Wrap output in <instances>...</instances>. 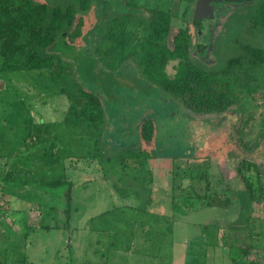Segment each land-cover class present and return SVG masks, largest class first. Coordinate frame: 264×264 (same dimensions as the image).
I'll return each mask as SVG.
<instances>
[{"label": "rangeland", "instance_id": "rangeland-1", "mask_svg": "<svg viewBox=\"0 0 264 264\" xmlns=\"http://www.w3.org/2000/svg\"><path fill=\"white\" fill-rule=\"evenodd\" d=\"M39 1L54 6L71 0ZM92 2L105 18H94V6L80 11L82 34L73 45L82 57L95 58L101 72L81 58H64L78 81L111 100L106 126L68 122L70 99L60 82L53 87L48 70L0 71V261L25 264L26 256L30 264H264V65L249 66L246 57V65L223 76L244 91L225 110L194 109L182 98L168 101L171 107L162 116L154 105L134 109L127 103L120 110L124 100L149 94L150 87L143 80L128 83L132 67L122 75L107 69L110 42L97 35L106 33L118 9L125 11V2L139 7L135 15L146 19L147 9H162L171 19L163 42L173 47V34L190 27L193 55L218 66L246 53L247 43L264 46V34L250 28L254 1L220 8L208 30L211 39L224 38H215L203 54L193 20L197 0ZM130 30L137 42L148 34L142 24L131 23ZM177 65L170 60L168 74L174 76ZM259 87L260 92H248ZM115 111L125 118L120 121ZM23 121H28L24 129ZM152 126L154 134L145 138L143 127ZM9 130L12 136L6 135ZM252 138L257 142L249 149ZM17 167L63 178L64 184L6 182V173ZM48 223L54 229L28 230ZM234 248L248 252L233 256Z\"/></svg>", "mask_w": 264, "mask_h": 264}, {"label": "trees", "instance_id": "trees-1", "mask_svg": "<svg viewBox=\"0 0 264 264\" xmlns=\"http://www.w3.org/2000/svg\"><path fill=\"white\" fill-rule=\"evenodd\" d=\"M247 2H253V5L256 6L253 10L251 31L254 32L257 29L264 34V0ZM93 6L92 0H71L67 4H55L54 6L47 1L41 2L39 0H0V58L2 60L0 71L43 73L44 70H48L47 75H49L53 87L58 85L57 81L60 82L62 85L61 92L70 99L66 120L77 123L86 121L90 128L95 127L97 129L107 124L109 116L107 109L111 100L106 101L108 99L101 97L94 85L78 81L72 63H66L64 53L56 49L49 51L52 45L62 39H65L72 47L75 46L73 45L74 40L81 36L83 26V17L78 16V14L80 11H89ZM132 7L131 10L127 9L122 17L114 18L113 24L106 28V33H97L98 27L96 28V25L93 27L99 37L105 34V39L110 42V46L106 50L108 60L106 59L105 62L102 57L106 63V68L117 71L124 65L132 63L137 75L133 71L131 74L134 76L128 83L134 81L139 83L140 80H143V84L150 87L149 94L140 92L142 97L133 96L124 100L119 105L120 110L127 103L134 109H143L154 105L158 106V113H161L162 116L166 109L169 110L171 107V103L168 101L173 100V98L184 99V104L194 109L225 110L244 91L236 90L230 80L223 78V76L229 74L235 66L246 65L244 61L246 57L250 63L249 66L264 65V46L247 43L243 46L246 53L228 58L225 64L222 62L218 66H209L192 53L193 33L190 27H180L173 34L174 45L170 47L163 42L170 32L171 19L169 13L162 9L149 8L147 10L151 16L146 19L137 17L134 13L136 6ZM95 9V19L105 18L97 7ZM109 13L106 11L105 15H109ZM193 20L196 24L201 23L195 18ZM117 22L119 24H116ZM131 23L142 24L147 28L148 34L143 40L137 42L136 34L130 30ZM93 30L92 35L94 34ZM65 31L67 33L63 35ZM211 38L209 33L203 35L200 40L197 39L196 45L200 54L205 52L212 41L214 45L215 38L217 40V38L224 37L219 34L214 36V39ZM170 60H178L177 71L174 76L166 71V66ZM222 64L223 66H221ZM131 71L129 70L127 73ZM138 73H141V76ZM122 81L126 83L124 82L125 79ZM10 83L17 89L16 84ZM261 90L259 87L252 90L248 89V92H260ZM117 91L116 89L114 93L117 94ZM118 93L117 95L120 96V92ZM149 98H152L151 101L146 102L145 99ZM255 101L256 99L254 104ZM115 112L118 113L120 121L125 118L119 111ZM117 113L113 112V117ZM27 123L28 121L22 122L23 129ZM143 128L145 138H151L155 132L154 126ZM12 133L13 131L9 130L6 135L12 136ZM8 141H4L6 145ZM256 142V138H252L246 147L252 149ZM2 155L3 153H0V156ZM129 156L135 159L143 157L138 153H131ZM4 179L6 182L19 184L31 180L49 187H60L64 184L63 178L37 176L21 167L8 171ZM71 200L72 197H70ZM52 228L48 223L41 224L39 227L29 226L28 230H50ZM235 250H232L233 256H243V253L248 252L243 249L244 252L241 254L239 249ZM22 260L25 264H30L26 256ZM2 262L4 264L5 260ZM69 264H72L71 260Z\"/></svg>", "mask_w": 264, "mask_h": 264}, {"label": "water", "instance_id": "water-1", "mask_svg": "<svg viewBox=\"0 0 264 264\" xmlns=\"http://www.w3.org/2000/svg\"><path fill=\"white\" fill-rule=\"evenodd\" d=\"M247 1H250V0H197L195 10H194V18H195V20H197L199 22H205V26L203 28L199 27L197 30V36H198L199 40L203 35L210 33V31L208 30L209 25H210L209 23L215 22L218 19L219 9L217 10L215 3L219 4L222 7L226 4L240 3V2H247ZM66 33L67 32L65 31L63 35H65ZM51 47L53 50L56 49L58 51H61L62 53H64L65 56H67V55L73 56V58H75L77 60V62H78V59L81 58L83 60L81 63L88 62L93 67L95 66V64H93V62L96 61L95 58H93L91 56L82 57L80 54L83 51L77 52L76 46L72 47L65 39L60 40L58 43L52 45ZM128 67H132L134 74L137 75V71L132 64H126L123 67H121V69L119 71H116V72H118V73L121 72L120 74L122 75V73H123L122 71ZM95 68L100 70V72H101V69L99 68V66H95ZM106 74H108V73H106ZM86 77L90 78V77H92V74L87 73ZM0 264H3V262L0 261Z\"/></svg>", "mask_w": 264, "mask_h": 264}, {"label": "flooded vegetation", "instance_id": "flooded-vegetation-1", "mask_svg": "<svg viewBox=\"0 0 264 264\" xmlns=\"http://www.w3.org/2000/svg\"><path fill=\"white\" fill-rule=\"evenodd\" d=\"M124 6H125V11L124 12H120V10L118 9L117 10V12H116V14H117V17H115V18H118V17H122V15L126 12V10L127 9H129V10H131L132 9V4L131 3H129V2H125V4H124ZM136 6V5H135ZM215 6H216V8H217V10L219 9V11H220V8H221V6L219 5V4H217V3H215ZM138 9H140L139 7H136V10H134L135 12L138 10ZM218 11V12H219ZM134 12V13H135ZM149 12V11H148ZM194 29H195V31H196V33H197V30H198V28L199 27H201V28H203L204 26H205V22H201V23H199V24H196V23H194ZM125 82V81H124ZM119 92H120V90H119ZM121 94V93H120Z\"/></svg>", "mask_w": 264, "mask_h": 264}]
</instances>
